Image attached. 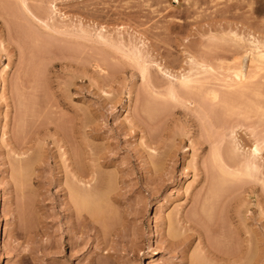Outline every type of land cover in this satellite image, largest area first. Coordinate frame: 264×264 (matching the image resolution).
<instances>
[{
  "label": "rangeland",
  "instance_id": "374dc122",
  "mask_svg": "<svg viewBox=\"0 0 264 264\" xmlns=\"http://www.w3.org/2000/svg\"><path fill=\"white\" fill-rule=\"evenodd\" d=\"M260 51L264 0H0V264H264V177L213 162L264 141ZM191 54L254 75L187 96Z\"/></svg>",
  "mask_w": 264,
  "mask_h": 264
},
{
  "label": "bare ground",
  "instance_id": "6f19581e",
  "mask_svg": "<svg viewBox=\"0 0 264 264\" xmlns=\"http://www.w3.org/2000/svg\"><path fill=\"white\" fill-rule=\"evenodd\" d=\"M37 11H39V10H37ZM38 14V13H37ZM41 14V13H40ZM36 16V15H35ZM40 16V15H39ZM38 19V18H37ZM42 21V20H41ZM40 21V22H41ZM43 23V22H42ZM44 24V23H43ZM212 25H213V23H212ZM43 26V25H42ZM47 25H45V27H46ZM27 27V26H26ZM29 27V26H28ZM28 27H27V29H28ZM211 27H213V26H211ZM220 27V26H219ZM31 28V27H30ZM42 28V27H41ZM48 28V27H47ZM46 28V29H47ZM54 28V27H53ZM208 28H210V27H208ZM32 29V28H31ZM49 29V28H48ZM212 29V28H211ZM210 29V30H211ZM214 29V28H213ZM213 29H212V31H213ZM24 30H25V28H24ZM219 30V29H218ZM26 31V30H25ZM34 30H32V31H30L31 33L33 32ZM51 31V30H50ZM233 32V31H232ZM25 33H27V31L26 32H24V34ZM29 33V32H28ZM31 33L29 34V35H31ZM209 34H211L210 32H209ZM26 35V34H25ZM36 35H38L37 33H36ZM237 35V34H236ZM34 36H35V34H34ZM97 36H99V35H97ZM105 36V35H104ZM217 36V35H216ZM238 36V35H237ZM211 37V36H210ZM239 37V36H238ZM28 38H30V36L28 37ZM39 38H41L40 36H39ZM98 38V37H97ZM100 38H104V37H101V36H99V39ZM31 39H32V36H31ZM34 39V38H33ZM33 39H32V41H33ZM105 39V38H104ZM103 39V40H104ZM211 39V38H210ZM239 39L240 40H242L243 38L242 37H239ZM255 39V38H254ZM254 39H252L253 41H251V42H254L255 44L257 43V40H256V42H255V40ZM213 40V39H212ZM30 41V40H29ZM31 41V42H32ZM40 41V40H39ZM38 41V42H39ZM109 41V40H108ZM237 41V43L239 42L238 40H235V42ZM30 42V44H28V45H32V43ZM35 42V41H34ZM43 41H41V43H42ZM112 42H114V41H112ZM241 42V41H240ZM259 42V41H258ZM29 43V42H28ZM34 44V43H33ZM39 44V43H38ZM47 44V43H46ZM110 44H112V43H110ZM124 44V43H123ZM185 44V43H184ZM240 43H238V45H239ZM40 45V44H39ZM39 45H38V47H39ZM43 45H45V42H43ZM132 45V44H131ZM135 45V44H134ZM237 45V47H239ZM41 46V45H40ZM115 46H116V44H115ZM119 46V45H118ZM117 46V47H118ZM121 46V45H120ZM119 46V48L121 49V47ZM240 46L242 47V44H240ZM32 47H34V46H32ZM32 47H30V48H32ZM36 47V46H35ZM44 47H46V46H44ZM125 47H126V44H125ZM247 47V46H246ZM245 47V48H246ZM248 47H250L249 45H248ZM135 48V47H134ZM137 48V47H136ZM130 49L129 51H128V55L131 57V59H133V61H135L137 64H138V67H140L139 69H141V72H142V74L144 75V77H146L147 75L145 74V73H147L146 71H147V69H148V66L146 67L145 66V64H143V61H145L146 62V60H144V58H145V56H144V52H143V55H142V53H141V51L140 50H137V49ZM260 48V47H259ZM41 49V48H40ZM43 49V48H42ZM118 49V48H117ZM125 48H123V50H124ZM128 49V48H127ZM238 49V48H237ZM247 49V48H246ZM122 50V51H123ZM202 50V49H201ZM248 50V49H247ZM31 51H32V49H31ZM41 51V50H40ZM126 51V50H125ZM211 51V50H210ZM240 51V50H239ZM246 51V50H245ZM262 51V50H261ZM259 52V54H258V57H259V59L262 61V62H264V52ZM36 52H38V51H36ZM197 52V51H196ZM201 52H204V51H201ZM209 52V51H208ZM237 52V51H236ZM244 52V51H243ZM258 52V51H257ZM257 52H255V54L257 53ZM198 54H200V53H198ZM203 54H208L209 55V53H203ZM211 54V53H210ZM236 54V53H235ZM33 55H34V53H33ZM32 55V56H33ZM143 56H144V58H143ZM196 56H198V57H200L199 55H196ZM202 56V55H201ZM212 56H213V54H212ZM226 56V55H225ZM224 56V57H225ZM228 56V55H227ZM226 56V57H227ZM254 56V55H253ZM188 57V56H187ZM198 57H195L194 56V54L192 55H190L189 57H188V60H189V62H188V60L186 59L185 61H187L189 64V67L187 68L186 67V69L184 68V69H182L180 72H178V75L176 76V75H172L171 73L169 74L170 76L169 77H172V79L173 78H175L176 79V81H178V83L180 84H178V83H175V84H177L176 86H180V89H182V88H184V89H182L183 91H181V92H183V94L184 93H186L187 94V96H189L190 94H192V92H193V90L195 89V91L197 90H199L198 91V93H196V92H193L194 94L196 93V95L197 96H199V98H200V94L199 93H201L202 95H203V91H204V94H207L206 92H205V90L202 88V87H204L205 85H206V87H208V86H210V85H208V84H211V83H213V84H218L219 86H220V89H221V87L222 88H225L224 86H226V87H230V89L232 88L233 90H234V88H236L235 90H237V89H239V91H240V89L245 85V83H246V80L247 79H249V78H251L250 77V75H251V73H253V72H251L250 74L249 73H247L246 75H248L249 74V76L247 77L245 74H244V72H243V70L242 69H239V68H234V69H225V68H223V67H227L226 65L224 66V64H223V66H219V65H221V64H216L217 66H218V68H217V66L214 68V64H212L211 62V64H212V66L211 65H207V63L206 62H208V61H206L205 59L202 61V60H199V58ZM203 57V56H202ZM128 58V57H127ZM127 58H126V60H127ZM206 58V57H205ZM209 58V57H208ZM207 58V59H208ZM228 58V57H227ZM227 58H226V60H227ZM229 58H230V56H229ZM232 58V57H231ZM257 58V57H256ZM221 60H223V59H220V61ZM230 60V59H229ZM239 60V59H238ZM33 61V60H32ZM206 61V62H205ZM211 61V60H210ZM224 61V60H223ZM228 61V60H227ZM232 61H234L233 59H232ZM186 62V63H187ZM214 62V61H213ZM235 62V61H234ZM250 62H253V61H250ZM132 63V62H131ZM224 63V62H223ZM231 63V62H230ZM254 63V62H253ZM133 64V63H132ZM157 64V63H156ZM184 64H185V62H184ZM237 64H238V61H237ZM240 64V63H239ZM238 64V65H239ZM255 64V63H254ZM136 65V64H135ZM147 65V64H146ZM160 65V64H159ZM232 65H233V63H232ZM235 66H236V63H235ZM234 66V67H235ZM184 67V66H183ZM228 67H233V66H231V65H228ZM227 67V68H228ZM240 67V66H239ZM242 67V66H241ZM160 68V67H159ZM161 69V68H160ZM250 69V68H249ZM252 69H254V68H252ZM169 70V69H168ZM255 70V69H254ZM161 71V70H160ZM159 71V72H160ZM250 71H253V70H250ZM257 71V70H256ZM255 71V72H256ZM170 72V71H169ZM246 72V71H245ZM247 72H249V70H247ZM163 73H167V72H164L163 71ZM176 74H177V72H176ZM140 75H141V73H140ZM148 75H149V72H148ZM162 75V74H161ZM164 75V74H163ZM166 75H168V74H166ZM252 75H254V73L252 74ZM251 75V76H252ZM173 76H175V77H173ZM165 77V76H164ZM151 78V77H150ZM154 78V77H153ZM147 79H149V78H147ZM171 79V80H172ZM174 79V80H175ZM167 80V79H166ZM249 81V80H248ZM168 82H169V80H168ZM172 82H174V81H172ZM175 84L174 85H170V87H168V95H170L171 97H173L174 99L175 98H177V94H179V93H177L180 89H179V86H178V88L177 87H175ZM247 84H249V83H246V85H245V87L247 86ZM251 85V84H250ZM167 86V85H166ZM194 86H196V87H194ZM182 87V88H181ZM200 87V88H199ZM216 87V86H215ZM245 87L243 88L244 89V91H245ZM248 87H249V85H248ZM179 89L178 91H177V89ZM199 88V89H198ZM208 88H213V86H211V87H208ZM227 88V89H228ZM167 89V88H166ZM187 89H191L190 91L189 90H187V91H189V94H188V92L186 91ZM200 89H203V90H200ZM210 89L208 90L207 88H206V91L208 90V91H210ZM220 89H218V93H220V94H222V93H224V92H219V90ZM226 89V91H227V93L228 94H230V93H232L231 91H230V93L228 92V90ZM243 89H241V90H243ZM186 92H185V91ZM216 90H217V88H216ZM223 90V89H222ZM235 90H234V92L233 93H235ZM202 91V92H201ZM212 91H213V89H212ZM221 91V90H220ZM224 91V90H223ZM238 91V92H239ZM237 92V93H238ZM242 92V91H241ZM165 93V94H166ZM210 93V92H209ZM199 94V95H198ZM214 94V93H213ZM239 94V93H238ZM243 94V93H242ZM167 95V96H168ZM177 95V96H176ZM182 95V94H181ZM202 95H201V97H202ZM216 95V94H215ZM218 95V94H217ZM232 95V94H231ZM234 95V94H233ZM241 95V94H240ZM179 96H180V94H179ZM186 95H185V97H187ZM209 96V95H208ZM221 96H223V95H221ZM220 96V97H221ZM226 96V95H225ZM182 97V96H181ZM192 97V96H191ZM216 97V96H215ZM220 97H217V98H219V100H220ZM224 97V96H223ZM231 97H233V96H231ZM194 98H195V96H194ZM203 99H205L204 97H202ZM226 98V97H225ZM228 98V97H227ZM203 99H199V101L200 100H203ZM218 100V101H219ZM177 101V100H176ZM198 101V100H197ZM185 102V101H184ZM205 102V101H204ZM203 102V103H204ZM224 103L226 102V101H223ZM218 103V102H217ZM182 104H183V102H182ZM219 104H221V103H219ZM229 104V103H228ZM200 105H202V104H200ZM222 105V104H221ZM224 105H226V104H224ZM183 106V105H182ZM199 106V105H198ZM229 106V105H228ZM206 108V107H205ZM195 109V108H194ZM194 109H193V111H194ZM259 109V108H258ZM262 109V108H261ZM260 109V110H261ZM230 136V135H229ZM232 137V136H231ZM264 137V136H263ZM225 138H228V136H225ZM259 139V138H258ZM264 139V138H263ZM223 140V139H222ZM260 140V139H259ZM226 142V141H225ZM217 143V142H216ZM220 143V144H219ZM223 143V142H222ZM220 141L218 142V144L220 145V146H222V148L224 147L225 148V146L227 145V143H226V145H224V143L222 144ZM218 144H214L216 147L214 148V150H213V162L215 163V164H217L216 166H218V168H219V170H220V172L222 173V175H224V177L226 178V177H229V176H231L229 179H231L232 177H234V178H237L238 176L239 177H241V176H243L244 175V177H245V175H247V176H249V177H252V178H254V176L256 177L257 175H262L263 177H264V170H263V172H262V166L263 165H261L260 164V161L264 158L263 157V148H264V141L262 140H260L259 142H258V140H256L253 144H252V146H251V148H249V150H248V153L247 154H239L240 153V149H242V150H244V148H242V146L240 145V142H239V140H238V138H236V136L234 137V135H233V138L230 140V143H228L229 145H227V146H231V147H227V148H229V150H228V152H227V150H226V152L227 153H224V152H222V150L224 149H222L221 147H219L218 146ZM224 145V146H223ZM214 147V146H213ZM231 148V149H230ZM224 151V150H223ZM246 152V151H245ZM244 152V153H245ZM228 157V160L226 159ZM27 164V163H26ZM29 164V163H28ZM263 164V163H262ZM20 166V165H19ZM24 166V165H23ZM22 166V167H23ZM30 166V165H29ZM28 166V167H29ZM25 167H26V165H25ZM264 167V166H263ZM21 169V168H20ZM23 169H24V167H23ZM264 169V168H263ZM26 170V169H25ZM22 171V170H21ZM22 173H23V175H24V171L23 172H21V175H22ZM20 174V173H19ZM235 176H237V177H235ZM259 177V176H258ZM222 178V177H221ZM247 178V177H246ZM261 178V177H260ZM259 178V179H260ZM223 179V178H222ZM227 180H228V178H227ZM263 180H264V178H263ZM262 180V182H264ZM222 181H224V180H222ZM254 181H255V179H254ZM225 182V181H224ZM226 183V182H225ZM219 185V184H218ZM216 187V186H215ZM218 187V186H217ZM221 187V186H220ZM224 187V186H223ZM72 189H73V187H72ZM81 189V188H80ZM218 189V188H217ZM73 190H75L76 191V189L74 188ZM81 192V191H80ZM80 192L79 193H77V196L79 197V198H81V196H80ZM214 192V191H213ZM219 193L218 191H215V193ZM83 193V192H82ZM85 191H84V196L82 197V198H84L86 195H85ZM90 193V192H89ZM95 193V192H94ZM74 194H75V192H74ZM82 194V195H83ZM88 194V193H87ZM92 195V194H91ZM90 195V197H92ZM99 195V194H98ZM218 195V194H217ZM75 196V195H74ZM98 197V196H97ZM94 199H95V197H93ZM92 198V199H93ZM98 198H100L101 199V196H99ZM98 198H97V200H98ZM211 198V197H210ZM213 198H216V197H213ZM75 199V198H74ZM87 199H89V195H87V198H85L84 200H81L80 199V201H79V199L77 198V200L81 203L80 205H82V206H86V205H88L89 206V204H87ZM218 199H219V197H218ZM212 200V199H211ZM216 200V199H215ZM214 200V201H215ZM81 201H86V202H81ZM89 201L91 202L92 200H90L89 199ZM88 201V203H90ZM94 202V201H93ZM213 202V201H212ZM77 203V202H76ZM97 203V202H96ZM96 203H94V204H96ZM101 203H102V201H101ZM208 204V203H207ZM91 205H93V204H91ZM97 205H100V204H97ZM201 205H203V203L201 204ZM205 205H206V203H205ZM211 206V205H210ZM96 206H94L93 205V208H95ZM92 208V207H91ZM92 208V209H93ZM205 208H206V206H205ZM205 208H204V205H203V210L205 211ZM210 208V207H209ZM208 208V209H209ZM87 209H89V207L87 208ZM91 209V210H92ZM0 211H1V207H0ZM208 211V210H207ZM206 211V212H207ZM200 213V212H199ZM209 213V212H208ZM1 214V213H0ZM201 214V213H200ZM199 214V215H200ZM239 244V243H238ZM242 244V243H241ZM237 245V247H235V246H233V249H234V247H235V250H234V252L233 253H231L229 250H230V248H229V252L231 253V255H229L230 253H228V252H224L225 250L224 249H222V250H224L223 252L224 253H226V255L225 254H222L221 252V254L222 255H225V256H218V258H220V260L223 262H225V264H240V260H242L243 258H242V256H243V254H244V249H243V245ZM236 245V244H235ZM226 246L227 245H225V248H226ZM220 247V246H219ZM221 247H224V246H221ZM214 249V248H213ZM216 249V248H215ZM218 249L219 248H217V250H215V251H217L218 252ZM227 250V249H226ZM248 250V249H247ZM249 252V251H248ZM250 252H251V250H250ZM219 253V252H218ZM246 253V252H245ZM213 254V253H212ZM227 254H228V256H227ZM208 255V254H207ZM251 255L253 256V254L251 253ZM250 255V256H251ZM212 256V255H211ZM214 256V255H213ZM245 256V255H244ZM246 256H247V254H246ZM245 256V257H246ZM255 256V255H254ZM254 256H253V258L252 259H254ZM217 258V259H218ZM242 258V259H241ZM249 258V257H248ZM251 258H249L250 260H251ZM248 259V260H249ZM218 261V260H217ZM243 261H244V259H243ZM223 262V263H224ZM247 262V261H246ZM246 262H245V264H246ZM249 262V261H248ZM244 263V262H243Z\"/></svg>",
  "mask_w": 264,
  "mask_h": 264
}]
</instances>
